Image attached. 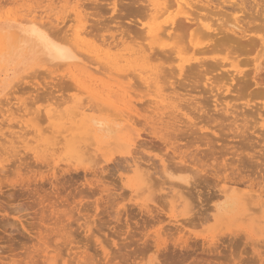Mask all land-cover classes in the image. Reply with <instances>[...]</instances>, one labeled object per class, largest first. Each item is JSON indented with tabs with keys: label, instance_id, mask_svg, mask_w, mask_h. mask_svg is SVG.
I'll use <instances>...</instances> for the list:
<instances>
[{
	"label": "rangeland",
	"instance_id": "rangeland-1",
	"mask_svg": "<svg viewBox=\"0 0 264 264\" xmlns=\"http://www.w3.org/2000/svg\"><path fill=\"white\" fill-rule=\"evenodd\" d=\"M68 1L61 4L56 3L51 6L52 8L49 7L48 12H50L51 19L72 16L74 0ZM151 1L152 4L160 3L159 0ZM182 1V7L174 5L175 7L168 8L167 12L162 10L164 13H157L155 18L152 16L151 19L154 18L152 20L150 18L149 21L143 19L142 22L141 20L146 24L145 30H148L147 27L156 30L160 26L161 30L163 27H165L163 30H167L172 22L182 19L183 9L181 8L187 9L185 3L194 5L188 4L195 9L200 6V2L202 4L204 3L202 1L205 0ZM215 1L213 0V2ZM23 5L25 4L21 1L1 3L0 20L24 19L22 17V12L25 13ZM40 5L42 8H34L36 16H38V12L40 14L47 9L45 3ZM40 5L39 7H41ZM108 12L110 14V11L107 10ZM109 14H107V18L110 16ZM70 25L74 30L79 24L72 21ZM113 26L114 24L110 25V30ZM15 31L14 28L0 31V107H2L0 111L2 109L5 111V113L4 111L0 113V142L2 144L5 141L4 145L2 144L4 148L0 144V264H233L234 258L236 262L244 259L240 261L241 264H264V251L262 250L264 245L261 246L262 243L257 245L258 248H256L257 243L255 244L257 251L261 252L260 256L254 257L256 254L251 252L249 242L239 243L241 239L242 241L244 239L242 232L239 233L242 235L240 238H237L240 235L236 237L232 235L233 232L242 229L240 223L215 222L212 219L198 225H191L187 222L193 214H196L197 211L200 212V204L194 195L189 196L186 193L185 183L175 178L189 179L188 182L192 183L194 178L192 172H175L172 176L175 177V180H166L162 177L163 179L161 178L159 181L160 177L157 175L153 178L155 184L143 185L145 182L142 183L131 170L118 171L114 166L115 163L106 164L105 169L103 168L104 156H116L128 151L126 142L129 141V137H134V135L124 122L127 120L124 117H128L125 114L136 109L137 104L140 105L141 98L143 101L146 99L143 89H139L137 86L138 89H135V84L129 90V93H133L135 98L131 97L132 94H125V89L128 88L125 75H128L127 72H131L132 69L146 73L144 70L151 71V67L144 66L134 59L130 62L131 64L129 63L131 67L127 69L128 71L124 72L125 63L120 60L126 51L116 52L113 49L110 54L112 59H115L116 65L114 64L115 68H111L105 64L106 60L102 58L104 53L96 52L89 44L81 45L75 42L72 37L70 45L75 49L70 45L67 47L71 55L74 56L67 63L52 61L44 55L27 51L26 48L24 51L10 52L13 47L12 39ZM146 31L145 33H147ZM154 33L153 31L152 35L144 34L145 39L142 41L144 45H152L155 40L159 39V42H155L152 46L158 45L166 50L173 49L174 44L172 45V43L177 40L171 38V41L162 35L156 39V37H152L155 35ZM116 38L119 37L116 36ZM199 42H205V39H201ZM175 44L178 47L179 43ZM142 47L144 46L142 45ZM117 53L118 56H116ZM182 53L184 54V52ZM181 54L177 58L174 57L177 61L173 59L171 62L175 68L179 64L183 65L185 57L191 56L186 53L185 55ZM95 56L100 59L97 60ZM179 57L182 61L179 60ZM106 69L107 72H105ZM109 69L110 71L112 69L111 74ZM120 69L122 71H118ZM245 69L248 70V68ZM148 71L147 73H150ZM95 72L103 74L106 79L111 78L108 88L102 82L105 78L97 73L94 75ZM123 73L127 74L123 75ZM117 74L121 77L118 78ZM129 75L132 74L129 73ZM129 75L130 81L134 80ZM92 77L99 81L93 83ZM136 84H138L137 81ZM250 91V95L248 92H244L241 99L230 101L231 98L227 97V100L226 97L225 99L221 97L219 102L230 101L228 107L234 110L237 116V112L243 111L246 104L250 103L252 106L255 103H258L255 105L262 103L260 99L255 101ZM245 93L247 94L245 95ZM89 100H92L93 103ZM132 101L136 106H133ZM96 103L100 106L105 105V108H111L108 110L110 112L112 110L116 117L109 116L111 115L109 112L106 113L109 114L108 116L102 113L108 111L103 109L104 107H100L103 110L102 114L93 113L95 106H99ZM89 104L91 108L95 105L94 110H91L90 106L88 108ZM55 107L57 108L55 109ZM87 108L91 111H88ZM139 108H137L138 111ZM6 110L8 111L6 112ZM9 110H12L11 113L16 112L14 115L18 114V116H13V113L10 116ZM72 111L79 112L75 113L78 116H75ZM117 114L118 118L120 116L119 119ZM12 117H16V119H12L14 121L9 123ZM93 120L102 123L104 128L102 132L96 130L97 126L92 122ZM49 124L54 126L50 130H55V134L54 132L51 134L50 130H46V134L43 131ZM108 125L110 129L106 130L105 126ZM136 126L135 128L138 129ZM68 128L73 130V133ZM86 129H90L91 139H87L88 131ZM41 130L45 134H42V138ZM61 130L66 133L61 134ZM12 134L16 139L12 138ZM66 134L78 137L83 145L84 143L88 144L84 140H89V144L93 143L94 145L91 146L88 144V147L96 152L102 162L99 160L98 164L95 161L97 158L94 157L92 158L93 162L91 159L90 162L88 161L89 163H83L81 167H70L71 171H68L67 167L64 168L62 165L65 164L59 161L60 156L53 155L52 151H48V149L53 148V146L50 147V143L56 142V137L61 140L63 139L61 137H67ZM20 135H23L24 139H21ZM50 136H53L52 139ZM81 138L83 139L80 140ZM90 141L92 142L90 143ZM48 145H50L49 148ZM257 150L255 149V151ZM255 153L257 154V152ZM154 154L159 153L157 151L150 152L151 156ZM24 160L25 165L28 166L22 165ZM94 161L98 165V169H95H107L105 176L106 178L109 176L108 180L105 176L100 177L101 174H98L100 171H97V174L96 171H93L95 174L91 175L90 168H94V165L96 167ZM56 167L58 169H55ZM100 178L107 183L104 184L106 188L107 185H112L111 188L108 186L109 192L104 191L106 188L103 187ZM199 189L201 188H197V190ZM208 211L209 214L213 213L210 209ZM260 241L264 242V236L257 237V242ZM245 243L247 244L245 245ZM227 254L230 255V258ZM238 256L242 258L238 260Z\"/></svg>",
	"mask_w": 264,
	"mask_h": 264
},
{
	"label": "bare ground",
	"instance_id": "bare-ground-1",
	"mask_svg": "<svg viewBox=\"0 0 264 264\" xmlns=\"http://www.w3.org/2000/svg\"><path fill=\"white\" fill-rule=\"evenodd\" d=\"M18 1L25 4L23 5L25 13L22 12L24 19L0 20V31L7 28L16 30L14 34L16 36H13V47L10 52L27 49V51L44 55L52 61L67 63L74 56L71 55L67 47V45H70L72 37L75 42L81 45L83 43L89 44L96 52L104 53L102 58L106 60L105 64L111 68H115V59H112L110 54L113 49L116 52L120 50L126 51L121 56L122 60H120L125 63L123 66V69L125 68L124 72L128 71L127 69L131 67L129 63L134 59L137 62H141L144 66L151 67V71L144 70L146 73L142 71L140 73L138 72L139 70L136 71L131 68L132 71L127 72L128 75L129 73L132 74L129 75L131 78H134L131 81L128 75H125L128 85V88L125 89V94H132L131 97L135 98L133 93H129V90L133 87L132 85L135 84V87L143 89L145 92L144 97H146L144 101L141 98L142 100L139 101L140 105L137 104V106L132 101L133 106L140 108L139 111L137 108L128 109L130 112L129 114L126 112L125 115L130 116L129 118L121 114L124 118H127L124 122L134 135V137H129V141L126 142L129 148L128 151L123 154L119 153L116 156H104L102 162L96 152L88 147L89 140H84L88 144L85 145L84 143L83 145L78 137L67 135L68 133L66 134L67 137H61L63 138L61 139L59 136L63 132H67L66 128V132L61 130V134L58 133L60 134L58 137L61 140L54 137L58 141H56L57 146L56 142L53 141L54 145H52L53 142L50 141L51 146L48 145V148L49 146L51 148L53 146V148H47L48 151H52L53 155L60 156L59 161L65 164L62 166L64 168L67 167L69 171L70 167H81L83 163L87 164L92 158L98 159L99 157L95 161L98 164L101 161L104 165L103 168L108 164L115 163L114 166L118 171L131 170L140 178L142 183L145 182L143 185L155 184V179L153 178L157 177V175L160 177L159 181L162 177L166 180H181L186 185V193L189 196L194 195L197 199L196 201H199L201 208L199 209L200 212H195L196 214H193L194 217L192 216L187 220L189 224L198 225L210 219L215 222H238L242 229L238 232H233L232 235L235 237L240 235L237 236V238H240L242 235L239 233L242 232L244 239L243 241L241 239V242L237 239L239 243L249 242L252 249L251 252L256 254L254 257L260 256L259 253L261 251L258 252L256 248L259 247L257 245L260 243H262L261 246L264 245L263 240L257 242L259 235L264 236V0H216L215 2L213 0H205L206 3L202 1L204 3L201 4L200 2V6L196 4L198 9L192 8L191 6L194 5L190 3H185L187 9L181 8L183 9L181 20L172 22L170 26L168 25L169 28L167 30H163L165 27L161 30L160 26V29L156 30L147 27V31L145 30L146 24L142 23L143 19L149 21L150 18L152 20L157 13L160 14L164 10L167 12V9L172 6L182 7L183 1L159 0L160 3L152 4L151 0H110V3L106 0H74L72 16L56 17L55 20L51 19L48 9L50 10L51 6L56 3L69 2L68 0H4V2L0 0V4L16 3ZM41 3H45L47 9L40 14L37 11L38 16H36L34 8H42ZM107 10L110 11V14L109 12L107 13ZM107 14L111 17L108 15L109 17L107 18ZM20 15L19 17H21ZM152 16L154 18L151 19ZM72 21L79 24L74 30L70 25ZM111 24L115 26H113L114 29L112 27V30L116 31L110 30ZM143 29L149 35H152L154 31L155 35L152 37H156V39L161 35L168 37L167 39L169 40L173 38L177 40L176 42L180 46L179 44H177L178 47L176 46L175 40L173 41L174 43L171 42L172 45L174 44L175 48L172 47L174 50H166L158 45L156 47L152 46L155 42L158 43L159 39L152 40L154 43L146 46L142 42L145 39L144 34L147 35ZM116 36L119 38L117 39ZM201 39H205V42H199ZM181 52H184V54L182 53L183 55L186 53V55L190 54L191 56L185 57L183 65L179 64L175 68L171 65V62ZM116 56H118V53ZM95 58L97 60L100 59L98 56H95ZM175 61L177 60L175 59ZM185 64L187 65L185 66ZM245 68H248V70ZM107 69L105 72H107ZM146 70L150 73H147ZM111 71L109 72L110 74ZM127 73H123V75ZM99 74L97 73V75ZM99 76L103 77L104 75L100 74ZM118 76V78L121 77L120 75ZM122 78L124 79V77ZM91 79H94L93 83L99 81L94 77ZM110 79L108 77V79L105 78L102 81L107 88L109 87ZM136 81L138 84H136ZM137 87L135 89H138ZM252 89L253 91H250ZM248 90L255 101L260 99L262 103L259 102L260 105L252 103V106L248 103L249 105L246 104L243 111L239 110V113L236 111V116L235 111L231 110L228 104L234 99H241L244 96V92L249 94ZM221 97L231 99H229L230 101L223 100L220 103ZM90 102L93 103L92 100ZM97 105L99 106L94 105L95 110L93 109L94 106L92 105L93 107L91 108L90 104L88 108L90 106L91 110H94L93 113H101L103 111L101 108L103 107L105 110L109 108H105V105ZM88 108L87 110L91 111ZM9 109L11 108L9 107ZM245 109L246 111L248 109L249 113L244 111ZM109 110L102 113L106 114L109 112L111 115L106 114L107 116L116 117V114ZM3 111L2 109L0 113H3ZM9 111L11 116L14 111L12 113V110ZM72 112L75 116H78V114H75L77 111ZM122 112L125 113L123 110ZM15 113H13V116H18V114L14 115ZM14 118L16 119V117ZM14 118L12 117L9 123L14 121L12 120ZM37 120L36 122L38 123ZM92 122L97 126V131H103L102 123L95 120ZM49 125L51 126V124ZM49 125L47 129H43L45 134L46 130L54 127ZM135 125L138 126V129L135 128ZM105 129H110L109 125L105 126ZM86 130L88 131L87 139H91V136H89L90 129ZM43 131H40L41 138L45 135ZM54 131L50 130L51 134ZM70 131L72 132L73 130ZM23 135H20L22 136L21 139H24ZM52 137L50 136V139ZM13 139L16 138L14 137ZM10 141L12 140L10 139ZM4 143L2 144L4 145ZM92 144L89 145L91 146ZM152 151H157L159 154L151 156L150 152ZM95 161L94 163L96 164ZM25 164L24 160L22 165L24 166ZM19 165L21 164L19 163ZM97 166L96 164V167L94 165V168H90L92 170L91 175L100 171L98 173L101 174L100 177L105 176L107 169L101 168L97 170ZM58 167L55 169H58ZM90 169L88 168V170ZM93 171L96 172L94 173ZM188 171L194 174L192 183L188 182L189 179L183 180L175 177L174 179L172 177L175 172L183 173ZM93 178L95 177L93 176ZM103 181L101 180V183L106 188L104 184L107 183ZM99 185H101L100 182ZM108 186L111 188L112 185H107L105 192H109L110 188L108 189ZM197 188L201 189L197 190ZM209 209L213 213L209 214ZM247 246L249 248V245ZM262 250L264 251V249ZM230 254L231 256L233 255L232 252ZM253 254H251L252 257ZM228 257L230 258V255ZM239 258L242 257L238 256V260ZM232 261L233 264L242 263L240 261L236 262L235 258Z\"/></svg>",
	"mask_w": 264,
	"mask_h": 264
}]
</instances>
